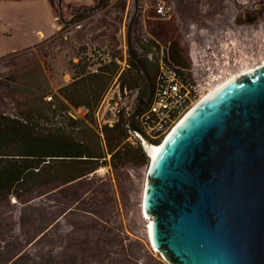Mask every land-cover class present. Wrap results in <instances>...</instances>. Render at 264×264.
<instances>
[{
	"label": "rangeland",
	"instance_id": "obj_1",
	"mask_svg": "<svg viewBox=\"0 0 264 264\" xmlns=\"http://www.w3.org/2000/svg\"><path fill=\"white\" fill-rule=\"evenodd\" d=\"M52 1L0 0V51L17 52L0 61V111H31L33 99L57 102L79 59L94 72L115 59L119 68L95 110L100 125L112 126L115 108L118 117L128 115L140 97V85L115 95L129 48L155 78L162 60L176 65L169 55L174 45L183 76L206 84L194 106L264 61V0H166L165 13L156 11L159 0ZM70 110L76 117L85 112ZM145 153L147 163L102 165L0 203V264H172L148 236L143 193L151 157Z\"/></svg>",
	"mask_w": 264,
	"mask_h": 264
},
{
	"label": "water",
	"instance_id": "obj_2",
	"mask_svg": "<svg viewBox=\"0 0 264 264\" xmlns=\"http://www.w3.org/2000/svg\"><path fill=\"white\" fill-rule=\"evenodd\" d=\"M127 115L138 124L154 76ZM151 157L143 193L151 245L172 264H264V61L222 84L176 123Z\"/></svg>",
	"mask_w": 264,
	"mask_h": 264
},
{
	"label": "trees",
	"instance_id": "obj_3",
	"mask_svg": "<svg viewBox=\"0 0 264 264\" xmlns=\"http://www.w3.org/2000/svg\"><path fill=\"white\" fill-rule=\"evenodd\" d=\"M169 55L182 68L185 63L174 45L169 47ZM89 65L88 60L74 63V75L58 88L57 102L33 99L31 111H0V203L11 196L20 199L37 187L74 181L102 165L147 163L141 142L129 139L127 114L121 111L112 126L100 125L95 118L119 64L115 59L101 62L96 72L88 70ZM140 72L134 59L128 57V67L119 79L122 93L139 85L138 93L146 92ZM80 107L85 108L83 116L70 113L71 108Z\"/></svg>",
	"mask_w": 264,
	"mask_h": 264
},
{
	"label": "built area",
	"instance_id": "obj_4",
	"mask_svg": "<svg viewBox=\"0 0 264 264\" xmlns=\"http://www.w3.org/2000/svg\"><path fill=\"white\" fill-rule=\"evenodd\" d=\"M165 3L166 0H159L156 4V11L165 13L167 7ZM77 26L79 25L77 24ZM196 77V75H193V79L189 80L183 76V72L179 66L174 65L169 60L161 61L154 78V89L150 104L138 116V124L151 143L158 142L163 137L165 138L180 118L193 107L194 100L202 94L206 84ZM206 83L209 84V81ZM117 85L115 95L121 98L122 92L119 84ZM127 91V89H124L123 93ZM48 99H50V96ZM117 111L119 112L118 109ZM118 112L116 113L115 108V121L118 118ZM128 132L131 142L139 140L142 143V139L138 133L129 127Z\"/></svg>",
	"mask_w": 264,
	"mask_h": 264
},
{
	"label": "bare ground",
	"instance_id": "obj_5",
	"mask_svg": "<svg viewBox=\"0 0 264 264\" xmlns=\"http://www.w3.org/2000/svg\"><path fill=\"white\" fill-rule=\"evenodd\" d=\"M249 69H250V68L244 70L243 72H245V71H247V70H249ZM243 72H242V73H243ZM242 73H241V74H242ZM239 76H240V75H239ZM236 77H238V76H236ZM236 77H231V78L225 80L222 84H224L225 82L231 80L232 78H236ZM222 84H221V85H222ZM221 85H219L218 87H216V88L210 90V93L208 92L205 96H203L202 99L199 98V102H200L201 100H203L206 96H208V95H210L211 93H213V92H214L217 88H219ZM197 101H198V100H197ZM195 103H196V102H195ZM193 107H194V105H193ZM159 148H160V145H159V144H158V145H152L151 147H149L150 156L152 157V156L157 152V150H158ZM146 217H147V216H146ZM148 220H149V225H150V218H148ZM149 225H148V228H149ZM148 236H149V230H148ZM149 239H150V238H149Z\"/></svg>",
	"mask_w": 264,
	"mask_h": 264
},
{
	"label": "crops",
	"instance_id": "obj_6",
	"mask_svg": "<svg viewBox=\"0 0 264 264\" xmlns=\"http://www.w3.org/2000/svg\"><path fill=\"white\" fill-rule=\"evenodd\" d=\"M47 1H49V2H52V5H53V1L52 0H47ZM45 5H50V4H46V3H44ZM83 5V4H82ZM67 18H69V17H67ZM39 32L41 31V30H38ZM42 32V31H41ZM40 32V34L42 35V33ZM43 37H45L44 35L42 36V38ZM33 45H35V44H33ZM33 45H31V46H33ZM17 52H15V53H4L3 51H0V61H2V60H9V59H11L15 54H16Z\"/></svg>",
	"mask_w": 264,
	"mask_h": 264
}]
</instances>
